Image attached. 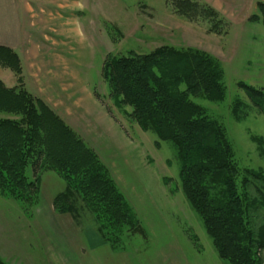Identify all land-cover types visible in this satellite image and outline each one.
I'll return each mask as SVG.
<instances>
[{
    "label": "rangeland",
    "instance_id": "obj_1",
    "mask_svg": "<svg viewBox=\"0 0 264 264\" xmlns=\"http://www.w3.org/2000/svg\"><path fill=\"white\" fill-rule=\"evenodd\" d=\"M182 1H12L17 34L27 35L38 60L19 54L23 85L9 67L0 66L5 78L0 77L41 100L78 135L134 217L131 226L114 231L77 195L75 213L57 211L54 201L67 182L44 161L34 201L0 194L1 264H229L186 198L176 148L134 121L132 108L120 104L103 78L108 56L146 55L166 46L206 54L223 71L221 95L190 100L224 127L238 192L254 229L264 225V208L257 206V189L264 193V115L244 91H264V0H190L206 8L189 15ZM14 118L0 112V119ZM27 174L34 178L30 166ZM253 177L261 178L258 186ZM246 179L251 187L244 186ZM103 223L116 247L99 235ZM257 256L264 258V250Z\"/></svg>",
    "mask_w": 264,
    "mask_h": 264
},
{
    "label": "trees",
    "instance_id": "obj_2",
    "mask_svg": "<svg viewBox=\"0 0 264 264\" xmlns=\"http://www.w3.org/2000/svg\"><path fill=\"white\" fill-rule=\"evenodd\" d=\"M181 3L188 15L190 10L206 8L190 0ZM260 9L264 25V4L260 3ZM206 11L215 16L212 9ZM0 65L20 72L18 56L2 46ZM219 67L214 59L196 50L166 46L146 55L108 56L102 74L111 94L120 99V104L132 108V119L159 141L176 148L183 191L202 217L219 256L229 264H264V258L257 256L264 250V225L254 229L249 206L238 192V169L232 161L226 131L190 100L221 95L223 71ZM244 91L264 115V91L251 86H245ZM0 112L16 117L0 119L1 195L21 202L34 201L38 172L47 161L67 182L66 191L54 201L57 211L75 213L72 201L77 195L98 222H106L114 231L133 224L131 209L98 157L41 100H35L22 87L7 88L0 80ZM29 166L32 179L27 174ZM253 180L258 186L261 178ZM244 186L251 187L248 179ZM218 187L220 191L216 192ZM257 192V206L264 208V193L259 188ZM62 202L68 205L60 208ZM98 231L106 243L118 245L113 234L106 232L105 223Z\"/></svg>",
    "mask_w": 264,
    "mask_h": 264
},
{
    "label": "crops",
    "instance_id": "obj_3",
    "mask_svg": "<svg viewBox=\"0 0 264 264\" xmlns=\"http://www.w3.org/2000/svg\"><path fill=\"white\" fill-rule=\"evenodd\" d=\"M12 1H14V0H0V34L3 37V39H0V46L6 47V48L12 50L18 56L20 61L22 60L20 57V55H21L22 57L23 56L27 57L28 61L30 60L33 63H37L36 61L38 59L33 58L32 57L33 55L31 52V49L34 48V46H33V44H30L29 40H27V35L24 36V38H23L20 34V38H19V36L17 34L19 30H18L17 25L15 23H13V20H15V13L13 12L14 9H13V4H11ZM26 8H27V12L31 14L32 10H33L32 6L27 3ZM27 12H25V13H27ZM4 33L7 35H5ZM32 58H33V60H32ZM0 66L3 68H7V67H4L2 65H0ZM11 69L12 68H10V70ZM11 71L17 77L18 83L23 85V83L21 82L22 81V77H21L22 72L20 71L19 73H17L14 70H11ZM0 76L2 78H5L4 74H2L1 72H0ZM1 77H0V80L4 83V85L7 88H17L18 87V86L17 87L8 86Z\"/></svg>",
    "mask_w": 264,
    "mask_h": 264
}]
</instances>
